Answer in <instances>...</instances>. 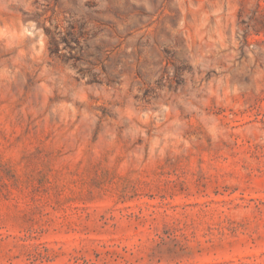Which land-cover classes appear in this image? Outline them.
Instances as JSON below:
<instances>
[{
    "label": "rangeland",
    "instance_id": "374dc122",
    "mask_svg": "<svg viewBox=\"0 0 264 264\" xmlns=\"http://www.w3.org/2000/svg\"><path fill=\"white\" fill-rule=\"evenodd\" d=\"M0 264H264V0H0Z\"/></svg>",
    "mask_w": 264,
    "mask_h": 264
}]
</instances>
